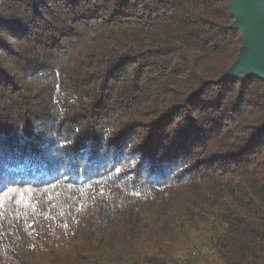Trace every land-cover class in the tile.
<instances>
[{
	"label": "trees",
	"instance_id": "obj_1",
	"mask_svg": "<svg viewBox=\"0 0 264 264\" xmlns=\"http://www.w3.org/2000/svg\"><path fill=\"white\" fill-rule=\"evenodd\" d=\"M235 20L0 0V264H264V79L226 77Z\"/></svg>",
	"mask_w": 264,
	"mask_h": 264
},
{
	"label": "water",
	"instance_id": "obj_2",
	"mask_svg": "<svg viewBox=\"0 0 264 264\" xmlns=\"http://www.w3.org/2000/svg\"><path fill=\"white\" fill-rule=\"evenodd\" d=\"M229 9L236 16L232 27L241 30L244 44L226 77L244 72L264 79V0H229Z\"/></svg>",
	"mask_w": 264,
	"mask_h": 264
},
{
	"label": "rangeland",
	"instance_id": "obj_3",
	"mask_svg": "<svg viewBox=\"0 0 264 264\" xmlns=\"http://www.w3.org/2000/svg\"><path fill=\"white\" fill-rule=\"evenodd\" d=\"M200 243L197 241V240H195L194 242H192L191 244H190V248L192 249V251H193V253H195V252H197V250L199 251V250H201V251H203V252H206V251H208V248L206 247V246H204V247H198V245H199ZM180 252H179V255L180 256H184L182 253V251L183 250H179Z\"/></svg>",
	"mask_w": 264,
	"mask_h": 264
}]
</instances>
